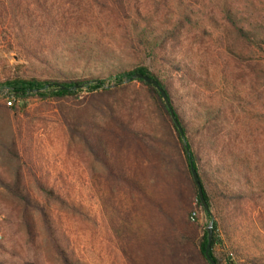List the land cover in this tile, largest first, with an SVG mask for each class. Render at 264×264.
Wrapping results in <instances>:
<instances>
[{"label":"trees","instance_id":"1","mask_svg":"<svg viewBox=\"0 0 264 264\" xmlns=\"http://www.w3.org/2000/svg\"><path fill=\"white\" fill-rule=\"evenodd\" d=\"M217 5L221 14L212 16L208 25L192 0H0L1 21L13 36L10 49L39 73H15L0 81L15 100L0 107L18 117L30 98L87 99L75 122L61 109L65 122L117 184L132 191L143 188L119 164L118 153L110 154L100 134L104 127L94 129L83 115L92 110L113 124V133L123 142L152 149L161 170L158 178L169 196V204L158 206L164 223L156 243L162 264H211L205 253L208 232L200 226L198 213L221 219V225L214 221L210 250L218 264L222 262L214 248L221 240L220 227L232 239L250 205L264 215V158L258 155L264 149V124L250 114L236 82L213 73L193 53L191 42L217 32L227 60L248 67L255 82H264V18L239 16L228 0ZM87 15L112 18L116 38L106 41L84 23L80 25L87 32L78 35L77 19L86 20ZM99 66L116 74L109 79L85 75L87 68ZM135 73L149 75L165 89L183 134L158 88L142 78L132 79ZM3 147L20 164L15 180L0 174V185L20 204L29 235L35 236L33 212L39 213L60 264H88L69 250L48 203L24 182L25 172L45 195L71 211L85 212L43 181L31 149L25 157L17 146L3 141ZM192 167L211 212L199 197Z\"/></svg>","mask_w":264,"mask_h":264},{"label":"rangeland","instance_id":"2","mask_svg":"<svg viewBox=\"0 0 264 264\" xmlns=\"http://www.w3.org/2000/svg\"><path fill=\"white\" fill-rule=\"evenodd\" d=\"M220 1L192 0V4L201 21L211 25V17L219 18L221 14L217 5ZM228 1L236 6L239 16L249 18L252 14L253 18H264V0ZM1 20L3 17L0 18V81L15 73L39 75L30 61L10 49L13 36L7 34L9 29ZM73 20H76L75 14ZM82 23L93 26V33L106 41L116 38L112 18L98 20L87 15L86 20L77 19L78 35L87 32L81 27ZM217 35L216 32L214 37L191 38L193 53L216 75L223 79L227 75L234 80L241 95L246 97V104L249 103L250 114L256 122L264 124V82H255V75L248 67L229 62ZM142 62L147 64V61ZM91 74L109 79L116 71L110 73L102 66L87 68L85 75ZM9 100L14 104L8 90L0 87V104L8 105ZM86 104L87 99L84 102L72 98L62 101L30 98L18 117L5 113L0 107V174L15 180L14 170L20 164L19 159L3 147V141L17 146L21 156L26 157L31 149L43 181L85 212L81 215L71 211L60 201L48 197L37 188L36 180L25 172L24 182L36 197L48 203L61 235L75 257L88 264H162L156 243L164 223L158 206L169 204V196L166 186L158 178L161 170L157 155L141 144L123 142L113 133L114 126L109 120L86 110L85 122L92 124L94 129L104 127L100 134L110 154L118 153L119 164L137 178L143 190L132 191L117 184L80 137L70 132L63 117L62 110L75 122L76 113ZM258 152L259 157L264 158V149ZM21 165L26 170L24 162ZM212 214L206 217L198 213L199 224L206 231L212 220L220 221L221 225V219ZM33 218L34 237L28 233L20 204L0 185V264H60L40 214L33 212ZM219 232L221 240L216 244L214 254L222 264H254L253 260L264 264V215L261 216L252 205L232 239L221 227Z\"/></svg>","mask_w":264,"mask_h":264},{"label":"water","instance_id":"3","mask_svg":"<svg viewBox=\"0 0 264 264\" xmlns=\"http://www.w3.org/2000/svg\"><path fill=\"white\" fill-rule=\"evenodd\" d=\"M134 78H142V79H144L147 83H149V84H153V85H155V86L158 88V90L161 92V94H162V96H163V98H164L166 104L168 105V107H169V109H170V112H171V115H172L174 121H175L176 124L178 125V127H179L181 133L183 134V129H182V127H181V125H180V123H179V121H178V119H177V117H176V115H175V112H174V110H173V108H172V105H171V102H170V100H169V97H168V95H167L165 89L160 85V83H159L156 79L150 77L149 75H145V74H142V73H135V74L132 76V79H134ZM126 81H128V80H126ZM112 86H115V84H113ZM192 173H193L194 180L196 181L197 186H198L199 197H200V199H201V201H202V203H203L205 209H206L208 212H211L210 207H209V205H208V203H207V201H206V199H205V197H204L203 187H202L201 182H200V180H199L198 172H197V170H196L194 167H192ZM211 216H212V215H211ZM207 231H208V244H207V248H206V252H205V253H206L207 258H208L209 261L211 262V264H218V263L212 258L211 254H210L211 245H212L213 238H214V221H213V220L211 221L210 225L207 227Z\"/></svg>","mask_w":264,"mask_h":264},{"label":"built area","instance_id":"4","mask_svg":"<svg viewBox=\"0 0 264 264\" xmlns=\"http://www.w3.org/2000/svg\"><path fill=\"white\" fill-rule=\"evenodd\" d=\"M13 104V101L12 100H9L8 101V105H12Z\"/></svg>","mask_w":264,"mask_h":264}]
</instances>
